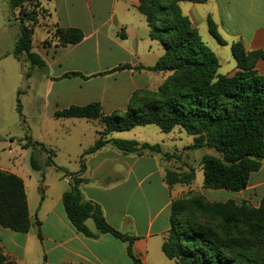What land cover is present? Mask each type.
Listing matches in <instances>:
<instances>
[{"label": "crops", "instance_id": "0c3cea01", "mask_svg": "<svg viewBox=\"0 0 264 264\" xmlns=\"http://www.w3.org/2000/svg\"><path fill=\"white\" fill-rule=\"evenodd\" d=\"M139 5V0L43 1L47 19L35 27L32 44L33 52L46 63V68L40 69L44 72L40 80L44 89L39 97L46 110V122L40 127L45 128L46 134L53 132L48 126L53 125L54 119L60 121L57 123H62L67 132H72L83 120L88 123L97 120L102 127L95 144L104 130L100 119H60L55 113L93 103L100 104L106 117L125 113L133 108L135 98L141 97L142 92L156 91L163 83V73L137 69L153 67L165 54L163 46L151 39L149 24L146 16L139 12ZM180 7L208 47L234 68L237 69L230 56L232 43L241 41L246 51H264V0L181 2ZM209 19L227 45H220L211 36ZM57 29L80 30L83 39L74 45L63 46L56 38L55 43L46 44L51 32ZM27 64L17 60L13 51L0 60V171L15 174L24 181L32 222L30 231L25 234L0 226L1 252L8 264H135L129 256L128 243L111 234L99 233L93 220L89 219L86 225L96 237H87L75 229L62 203L63 194L71 185L64 181L65 176L62 181L47 179L49 167L45 153V159L39 163L40 171L32 169L30 172L24 167L22 156L35 149L25 147L27 142L10 135L15 128L21 129L17 109L21 92L18 77H22ZM124 65L130 68L118 69ZM35 69L33 73H37ZM256 69L264 74V60L258 62ZM24 128H28L26 123ZM94 144L83 150L80 168L67 172L66 176L79 174L83 154ZM161 149L162 154L137 155L106 145L84 157L86 169L79 175L86 180L80 187L85 200L100 205L113 228L135 238L133 253L142 264H178L166 257L163 244L171 230L172 203L182 195L179 187L182 185H167L166 171L173 164L163 156L162 146ZM194 153H200L201 159L205 154H213L208 149ZM198 190L212 202L240 199L258 208L264 199V165L250 176L243 191L204 186Z\"/></svg>", "mask_w": 264, "mask_h": 264}, {"label": "trees", "instance_id": "16d2710c", "mask_svg": "<svg viewBox=\"0 0 264 264\" xmlns=\"http://www.w3.org/2000/svg\"><path fill=\"white\" fill-rule=\"evenodd\" d=\"M139 1V12L146 16L150 37L163 46L165 54L153 67L137 69L164 75L171 73V76L156 91L142 92L141 97L135 98L133 108L125 113L106 117L99 103L73 106L55 113V117L60 119H100L104 124L99 139L83 154L81 171L77 175L72 174L70 190L63 194L62 203L69 221L79 233L96 237L86 225L89 219L93 220L99 233L111 234L128 243V253L135 264H142L133 253L135 238L113 228L105 219L100 205L85 200L80 187L86 180L79 175L86 169L84 157L106 145L125 154L137 155L162 154V149L159 144L108 139L112 133L151 125L164 133H171L176 127L183 129L193 136L190 150L215 152L205 154L201 159L203 186L207 189L243 191L250 176L264 165V75L256 70L258 62L264 60V51H246L241 41L232 43L231 54L238 71L234 76H223L219 74L217 55L203 43L180 7L181 2L205 4L208 0ZM8 2L11 11L21 12L31 0ZM17 24L19 36L13 56L22 63H28L25 79H29L33 69L46 68L45 61L33 52L34 31L38 25L36 14ZM208 25L211 36L220 45H227L212 19ZM55 38L63 46L74 45L82 41L83 33L77 29H57ZM128 68L129 65H124L118 69ZM33 146H38L48 155L47 165L53 163L54 151L31 141L25 147ZM163 156L168 157L166 154ZM30 161L34 170H41L34 156ZM181 171H166L165 181L169 187L194 183V169L191 168L189 173ZM188 204V209L197 215L220 219L226 239L205 226L190 225V230L182 232L176 225V217L183 218ZM171 213V230L163 244V252L170 260H176L178 264H264V199L258 208L246 202L211 203L203 196L176 199ZM0 226L23 234L28 233L32 226L24 181L3 171H0ZM231 230H236L239 236L231 237ZM0 264H8L1 250Z\"/></svg>", "mask_w": 264, "mask_h": 264}, {"label": "rangeland", "instance_id": "374dc122", "mask_svg": "<svg viewBox=\"0 0 264 264\" xmlns=\"http://www.w3.org/2000/svg\"><path fill=\"white\" fill-rule=\"evenodd\" d=\"M43 1L44 0H31V2L27 3L23 7V10L20 12L11 11L8 0H0V60L7 53H11L12 51H14V42L19 35V28L17 24L19 21H26V18L35 17V14L38 25L41 24L42 20L47 19L44 18L46 16V13L42 8ZM38 25H36V27ZM191 25L198 31V29L193 26L192 22ZM199 35L203 43L206 44L200 33ZM55 42V31H52L51 36L46 41V44H53ZM230 56L232 58L231 53ZM218 59L221 68L219 69V74L231 77L237 73L238 69L231 66V64L227 63L226 60L220 59L219 57ZM28 67L29 65L27 64L24 71L22 70L21 72L22 77H18V83H20L19 88L21 89V93L19 96V100H17V109H20L19 118L21 120V129L15 128V130H12L14 131L12 132L14 134H11L10 136H13L18 141L22 140L27 143L31 141L33 143L37 142L43 144L47 149L54 151V164L52 163L51 165H47V167L49 168H45L48 177L47 179L52 182L57 180L62 181V178L67 175V172L72 173L80 168V157L82 155V152L85 148H88L94 144V141L96 139L95 137H97V132L101 129L102 124L97 120H93L91 121V123L83 120L76 128H74L72 132H67L66 127L63 126L62 123H57L60 121H56L54 119L53 125L48 126H51L53 128V132L51 134H46L44 131L45 128H43V130L40 127L43 123L46 122L44 119L46 110L41 106L39 101V97L43 95L44 86H42L40 80L44 72L40 69H35V72L37 73H33L32 71V76H30L29 79H25V73L28 71ZM256 70L258 71V69ZM258 73L264 75L259 71ZM170 76L171 73L165 74L162 82L164 83ZM1 80L2 76L0 74V81ZM162 84L159 87H161ZM24 123H26L28 127L27 129L24 128ZM4 129L6 130L7 127H4ZM111 139L136 140L141 142L143 141L144 143H149L152 145H161L164 154L168 156L166 157V159L173 164L170 167L171 170L177 171L179 169L182 170L181 172L189 173L192 168L195 171L196 178L194 183L192 182V186H179L182 190V195L179 199L188 200L196 196H203L207 201H209L201 193V191L198 190L203 186V171L200 167V153L196 155L194 153L195 150L189 149V146H191V143H193V136L188 135L183 129L176 127L171 133H164L157 126L151 125L146 127H137L127 132L113 133ZM33 147L36 151L30 149L28 150V155L22 156L24 167L28 168L30 172H32L31 170L33 169L30 161L32 156L36 158L38 163H42L45 159V155H43L44 152H41L38 146ZM25 149L27 150V148ZM214 153L215 152H213V154ZM46 158L47 160H49L48 155ZM228 201H233L236 203L246 202L245 200L240 199ZM209 202L226 203L212 201ZM246 203L249 204V206L251 205L248 202ZM189 207L190 205L188 204L184 208V210H186L183 218L176 217V225L182 232L185 231L184 233H186V231L191 229V226H205L206 228L210 227L215 232H217V234L221 238L226 239L222 234L223 224L221 223L220 219L212 220L208 216L205 217L202 215H197L193 210L191 211L190 209H188ZM240 231L242 232L243 229ZM240 231L238 233H240ZM236 232V230H231V237L236 238L237 236H239L236 235Z\"/></svg>", "mask_w": 264, "mask_h": 264}, {"label": "built area", "instance_id": "2783aa9c", "mask_svg": "<svg viewBox=\"0 0 264 264\" xmlns=\"http://www.w3.org/2000/svg\"><path fill=\"white\" fill-rule=\"evenodd\" d=\"M64 181L67 183V184H72V181H73V177L72 176H65L64 177Z\"/></svg>", "mask_w": 264, "mask_h": 264}]
</instances>
